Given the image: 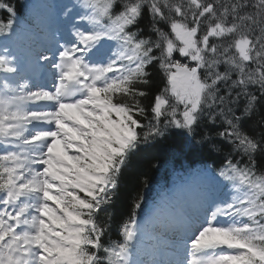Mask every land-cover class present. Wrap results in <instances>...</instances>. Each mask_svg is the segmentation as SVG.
Returning <instances> with one entry per match:
<instances>
[{"label": "snow or ice", "instance_id": "obj_1", "mask_svg": "<svg viewBox=\"0 0 264 264\" xmlns=\"http://www.w3.org/2000/svg\"><path fill=\"white\" fill-rule=\"evenodd\" d=\"M57 19L34 58L0 48V264H264V0H66ZM23 23L0 0V37ZM169 137L212 163L170 214L176 258L144 261V195L115 239L114 209Z\"/></svg>", "mask_w": 264, "mask_h": 264}, {"label": "trees", "instance_id": "obj_2", "mask_svg": "<svg viewBox=\"0 0 264 264\" xmlns=\"http://www.w3.org/2000/svg\"><path fill=\"white\" fill-rule=\"evenodd\" d=\"M39 0H9V2L17 8L19 18L24 23L18 34L21 39L24 38L29 31L26 26L33 24L38 27L37 23L33 22L31 15L36 11ZM158 82V81H157ZM174 137L168 139H162L152 147H144L139 151L132 159V162L124 170V176L119 193V199L116 201V207L114 209L116 217L113 223V238H117L115 235V227L121 217H127L130 212V206L132 200L138 195L142 194L145 197L143 212H146L152 196L159 194L163 191V187L156 183V179H162V176L168 174V172L178 168L182 162L187 161L192 163L190 167L194 171L202 170L206 165L211 164L212 160L209 159L208 154L199 149H193L186 151L180 155H172L168 149V145L173 143ZM187 158V159H186ZM185 159V160H184Z\"/></svg>", "mask_w": 264, "mask_h": 264}, {"label": "rangeland", "instance_id": "obj_3", "mask_svg": "<svg viewBox=\"0 0 264 264\" xmlns=\"http://www.w3.org/2000/svg\"><path fill=\"white\" fill-rule=\"evenodd\" d=\"M163 256H164V254H163Z\"/></svg>", "mask_w": 264, "mask_h": 264}]
</instances>
